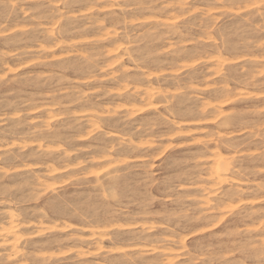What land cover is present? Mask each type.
Here are the masks:
<instances>
[{"label": "rangeland", "instance_id": "374dc122", "mask_svg": "<svg viewBox=\"0 0 264 264\" xmlns=\"http://www.w3.org/2000/svg\"><path fill=\"white\" fill-rule=\"evenodd\" d=\"M0 264H264V0H0Z\"/></svg>", "mask_w": 264, "mask_h": 264}, {"label": "bare ground", "instance_id": "6f19581e", "mask_svg": "<svg viewBox=\"0 0 264 264\" xmlns=\"http://www.w3.org/2000/svg\"><path fill=\"white\" fill-rule=\"evenodd\" d=\"M216 168L217 167H215V169H213V170H216ZM215 173V172H214ZM218 177V176H217ZM11 217V216H10ZM7 228V227H6ZM8 229V228H7ZM6 229V230H7ZM4 230V229H3ZM10 230V229H9ZM9 230H8V232H9ZM12 231V230H11ZM13 232H14V230H13ZM13 232H11V233H13ZM4 233H5V231H4ZM7 233V232H6ZM10 234V233H9ZM7 235V234H6ZM15 238V237H14ZM14 245V244H13ZM12 246V245H11ZM13 248V247H12ZM9 249H10V247H9ZM10 251V250H9ZM18 252V251H17ZM16 251H15V254L17 253ZM8 253H10V252H8ZM13 255V254H12ZM7 256V255H6ZM9 256V255H8Z\"/></svg>", "mask_w": 264, "mask_h": 264}]
</instances>
